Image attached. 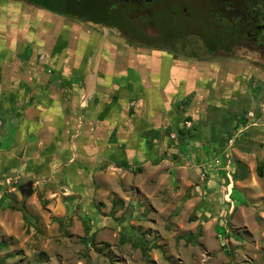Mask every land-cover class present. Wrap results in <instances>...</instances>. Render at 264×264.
Instances as JSON below:
<instances>
[{
    "label": "rangeland",
    "instance_id": "rangeland-1",
    "mask_svg": "<svg viewBox=\"0 0 264 264\" xmlns=\"http://www.w3.org/2000/svg\"><path fill=\"white\" fill-rule=\"evenodd\" d=\"M259 59L251 62L261 71L223 64L225 124L216 127L207 163L167 134L184 148L150 161L82 156L80 174L62 166L44 183H33L30 196L19 190L29 175L7 182L0 174V264H264V173L256 174L264 159ZM187 61L178 64L191 65ZM215 70L204 66L202 76L209 79ZM237 120L242 129L230 126ZM20 203L28 221L10 208Z\"/></svg>",
    "mask_w": 264,
    "mask_h": 264
},
{
    "label": "crops",
    "instance_id": "crops-1",
    "mask_svg": "<svg viewBox=\"0 0 264 264\" xmlns=\"http://www.w3.org/2000/svg\"><path fill=\"white\" fill-rule=\"evenodd\" d=\"M179 60L108 27L0 0V174L42 184L64 166L80 174L82 156L150 161L184 148L168 135L207 163L225 124L226 73L205 79L207 62Z\"/></svg>",
    "mask_w": 264,
    "mask_h": 264
},
{
    "label": "flooded vegetation",
    "instance_id": "flooded-vegetation-1",
    "mask_svg": "<svg viewBox=\"0 0 264 264\" xmlns=\"http://www.w3.org/2000/svg\"><path fill=\"white\" fill-rule=\"evenodd\" d=\"M43 1L77 14L65 15L69 18L94 24L84 16L95 9L97 0ZM108 4L106 16L101 17L106 24L97 25L118 32L129 43L171 50L175 57L188 61L207 62L224 70L226 76V63L262 70L251 59L258 55L256 62L264 63V0H108ZM237 54L250 62L237 59ZM211 55L220 56L223 62L210 59ZM237 68L231 69L239 75Z\"/></svg>",
    "mask_w": 264,
    "mask_h": 264
},
{
    "label": "trees",
    "instance_id": "trees-1",
    "mask_svg": "<svg viewBox=\"0 0 264 264\" xmlns=\"http://www.w3.org/2000/svg\"><path fill=\"white\" fill-rule=\"evenodd\" d=\"M23 1H27V2H31L34 3V5H36L37 7L41 8V9H45V10H50L51 12H55V13H59V14H64V15H70V16H75L77 15L76 13L72 12V11H62V10H58L57 8L54 7H50L46 4H44L43 0H23ZM108 0H97L96 3V7L92 12H88V14H86V16H84V18H90L92 21L94 22V24H106L105 20L101 19V14H105L108 9ZM120 18L122 19L123 16L119 15ZM89 22V21H88ZM102 24V25H103ZM264 173V159L258 161L257 166H256V174L258 177H262ZM46 202H44L43 204H45ZM10 208L16 211H19L22 215L23 220L28 221V213L26 211V207L24 206L23 203L20 204H11ZM134 247H140L143 251V254H145V248L140 245L139 243H134L133 244Z\"/></svg>",
    "mask_w": 264,
    "mask_h": 264
},
{
    "label": "water",
    "instance_id": "water-1",
    "mask_svg": "<svg viewBox=\"0 0 264 264\" xmlns=\"http://www.w3.org/2000/svg\"><path fill=\"white\" fill-rule=\"evenodd\" d=\"M147 1H150V0H146ZM32 182L29 181L27 183H25L24 185L20 186L19 190H20V193L22 195H25V196H30L33 192L32 190ZM118 207H116L114 210H116Z\"/></svg>",
    "mask_w": 264,
    "mask_h": 264
}]
</instances>
